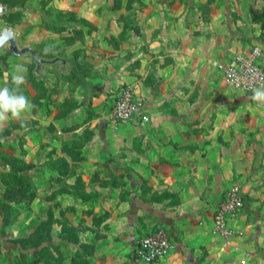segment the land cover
<instances>
[{
    "label": "crops",
    "instance_id": "1",
    "mask_svg": "<svg viewBox=\"0 0 264 264\" xmlns=\"http://www.w3.org/2000/svg\"><path fill=\"white\" fill-rule=\"evenodd\" d=\"M135 13L106 74L60 80L53 133L39 126V161H63L54 189L69 192L61 198L73 208L69 230L59 228L66 264H145L135 241L159 225L174 246L147 264H264V103L218 68L252 45L264 66V0H151ZM64 58L67 72L55 69L67 75L74 61ZM123 84L143 96L148 121H110ZM232 184L244 200L229 216L239 233L224 243L212 217Z\"/></svg>",
    "mask_w": 264,
    "mask_h": 264
},
{
    "label": "rangeland",
    "instance_id": "2",
    "mask_svg": "<svg viewBox=\"0 0 264 264\" xmlns=\"http://www.w3.org/2000/svg\"><path fill=\"white\" fill-rule=\"evenodd\" d=\"M0 3L21 7L0 15V28L10 24L19 45H32L46 57L63 55L74 61L67 75L58 73L53 63L45 64L48 74L40 76L33 71L34 63L28 55H14L7 45L0 47V87L6 83L11 87L15 66L22 65L27 71L21 90L35 105L30 113L22 115L23 125L12 118L0 124V264H66L71 251L68 243L59 239V228L62 232L69 230L73 208L61 198L69 192L54 189V169L61 163L63 167V161L52 154L39 161L43 158L45 131L53 133V108L63 103L58 84L60 80H74L76 75L79 81L105 75L108 70L103 62L118 58L116 49L123 40L129 41L135 12L151 0ZM242 99L239 96V102ZM74 102L67 98L65 103L71 106ZM40 125L45 131H40ZM72 260L74 264H88L78 256Z\"/></svg>",
    "mask_w": 264,
    "mask_h": 264
},
{
    "label": "built area",
    "instance_id": "3",
    "mask_svg": "<svg viewBox=\"0 0 264 264\" xmlns=\"http://www.w3.org/2000/svg\"><path fill=\"white\" fill-rule=\"evenodd\" d=\"M262 48L252 45L234 53L228 60L218 63L224 82L232 87L251 92L264 85V66L260 63ZM144 98L131 85H121L112 95L110 121L136 119L146 122L149 115L144 111ZM243 195L238 184L230 185L218 199L212 217V228L223 239L230 241L239 233L229 216L237 213L243 205ZM173 241L164 226H156L140 235L135 241L134 256L141 263L161 260L173 248Z\"/></svg>",
    "mask_w": 264,
    "mask_h": 264
},
{
    "label": "clouds",
    "instance_id": "4",
    "mask_svg": "<svg viewBox=\"0 0 264 264\" xmlns=\"http://www.w3.org/2000/svg\"><path fill=\"white\" fill-rule=\"evenodd\" d=\"M27 69L22 65L15 66L14 74L11 75V87L5 84L0 87V124L10 118L20 120L23 125L22 115L30 113L35 105L25 96L21 85L25 83ZM251 99L264 103V85L251 90Z\"/></svg>",
    "mask_w": 264,
    "mask_h": 264
},
{
    "label": "water",
    "instance_id": "5",
    "mask_svg": "<svg viewBox=\"0 0 264 264\" xmlns=\"http://www.w3.org/2000/svg\"><path fill=\"white\" fill-rule=\"evenodd\" d=\"M21 9L19 5L11 6L8 3H0V15H8L16 10ZM7 45L9 51L18 56L28 55L34 63L33 71L37 74L43 73L45 64H55L56 69L67 72L68 63H65V58L61 55L46 57L40 55L32 45H19L17 35L10 24H4L0 28V47Z\"/></svg>",
    "mask_w": 264,
    "mask_h": 264
},
{
    "label": "trees",
    "instance_id": "6",
    "mask_svg": "<svg viewBox=\"0 0 264 264\" xmlns=\"http://www.w3.org/2000/svg\"><path fill=\"white\" fill-rule=\"evenodd\" d=\"M14 5H17V4H14ZM11 6H13V5H11Z\"/></svg>",
    "mask_w": 264,
    "mask_h": 264
},
{
    "label": "flooded vegetation",
    "instance_id": "7",
    "mask_svg": "<svg viewBox=\"0 0 264 264\" xmlns=\"http://www.w3.org/2000/svg\"><path fill=\"white\" fill-rule=\"evenodd\" d=\"M40 54V53H39ZM41 55V54H40Z\"/></svg>",
    "mask_w": 264,
    "mask_h": 264
}]
</instances>
